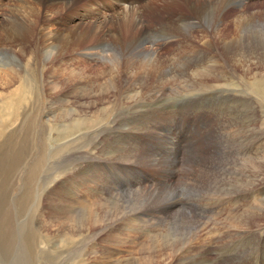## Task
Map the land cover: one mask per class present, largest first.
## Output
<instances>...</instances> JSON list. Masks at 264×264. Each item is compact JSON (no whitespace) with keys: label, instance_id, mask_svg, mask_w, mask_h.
Masks as SVG:
<instances>
[{"label":"rangeland","instance_id":"374dc122","mask_svg":"<svg viewBox=\"0 0 264 264\" xmlns=\"http://www.w3.org/2000/svg\"><path fill=\"white\" fill-rule=\"evenodd\" d=\"M172 1L176 0H161L155 12L146 14L145 32L159 27L154 17L167 21L187 12L169 7ZM254 1L256 8L229 11L227 27L218 40L211 30L203 35L196 30L189 41L160 50V40L152 48L146 45L149 52L159 50L155 59L144 54L124 59L115 52L116 57L105 60L102 56L103 63L99 58L89 66L70 61L46 65L47 58L38 52L42 39L32 38L20 61L16 48L0 44V264H179L181 259L180 264H264V164L253 160L264 157V64L260 63L264 58L258 57L260 49L257 54L249 51L244 41L232 45V59L221 57L225 46L236 39V25L256 10L255 24L264 17V7L258 5L264 1ZM5 4L0 5L1 22L9 16L10 6ZM105 14L102 19L108 17ZM121 38L128 41L124 35ZM203 42L210 43L212 50ZM199 48L209 58L224 59L219 81L198 84L175 79L187 70L188 60L198 61L187 58ZM7 63L15 65L12 71ZM199 65L207 69L206 74L212 72L211 62L200 61ZM88 80L90 84H85ZM70 116L80 118L72 117V122ZM192 128L198 133L206 130L200 136L203 160L210 156L212 143L214 162L223 164L224 175L229 170L220 183L218 175L212 176L210 191L204 189L209 183L203 179L207 174L202 165L196 163V167L185 160L186 149L198 139ZM72 139L80 141L78 146ZM205 149L207 157L203 156ZM139 203L147 213L137 208ZM132 204H136L134 210Z\"/></svg>","mask_w":264,"mask_h":264},{"label":"bare ground","instance_id":"6f19581e","mask_svg":"<svg viewBox=\"0 0 264 264\" xmlns=\"http://www.w3.org/2000/svg\"><path fill=\"white\" fill-rule=\"evenodd\" d=\"M4 1H7V5L9 4L10 10L8 12L9 16L6 17V20L4 22L0 21V44L3 46L4 43H7V46L10 48H16L20 52L19 59L16 58L14 55L13 58L15 57L16 60L18 59L19 61L24 59L26 56L28 44L30 45V40L32 38H39L42 39L41 47L38 52H41L43 54L44 58H47V63L46 65H52L55 63V61H67V62H72L74 65H82L84 64L87 65V63L95 62L97 59L102 60V63L104 62V57L106 56L105 60H109L111 57H116L115 52H118L121 54V57L124 59L128 58H133V57H140L143 54L150 55L154 59L159 56L158 51L164 47L171 46L174 44H177L181 42L182 40L184 41L185 39H188V37H191V34H194L193 31L199 30L202 33L204 31H209L211 30L213 37L220 39L221 36L220 33L225 30L227 27L226 24H228L225 16L229 13L231 9L234 10H240V9H245L247 6L256 8V3L254 0L253 4H248L243 0H222L220 3H217V0H176L168 3L169 7L172 8H177V9H186L187 12L184 14H179L176 13L174 17L171 19H168L167 21H161L157 18H153V22H158L160 23L157 24L159 27L157 30L153 29L152 31L145 32V29H143V18L146 16V14H150L151 12L154 11V9L159 6V3L161 0H0V5L5 4ZM165 2V0H162ZM249 1V0H248ZM264 1V0H262ZM178 3V4H177ZM5 4V5H6ZM180 4V5H179ZM182 4V5H181ZM258 4V3H257ZM259 6L264 7V4L260 3L258 4ZM262 9V8H261ZM253 10V9H251ZM3 11V10H2ZM164 11V9H163ZM255 11V10H253ZM264 11V10H263ZM114 14V16L111 15ZM155 12V11H154ZM108 16L107 18L102 19L101 15ZM110 13V14H108ZM120 14V15H117ZM250 14V13H249ZM116 15V16H115ZM263 15V14H262ZM248 16V15H247ZM259 17V14L257 13V10L255 11V15L248 17L246 20H243V22L239 23L236 25V39L232 43H228L225 48H224V55H221V57H229L232 59L234 54L231 52L232 50V45L235 43L244 41L246 43V48L249 49V51H252L257 54V50L260 49V52L258 53L259 55H262V58H264V17H262L257 24L254 22L257 21V18ZM106 19V20H105ZM164 20V19H163ZM240 20V19H239ZM156 25V26H157ZM225 25V26H224ZM249 30V31H248ZM137 32L138 34L136 36L133 35V32ZM124 35L128 37V41L125 43L124 40L121 38V36ZM203 35V34H202ZM100 37V38H98ZM204 38V37H203ZM202 39V37H201ZM111 40V43L107 42ZM156 40H160L161 44H158ZM40 41V40H39ZM189 41V39H188ZM259 41V42H258ZM35 42V41H34ZM155 42L158 45L157 51H147L146 45L148 47H153L155 45ZM185 42V41H184ZM219 42V41H218ZM190 43V42H189ZM205 44V42H203ZM260 43V44H258ZM182 44V43H181ZM180 44V45H181ZM220 44V43H219ZM38 45V44H37ZM162 45V47H161ZM238 45V44H237ZM206 48L211 51L212 50V45L210 43L205 44ZM8 47V48H9ZM237 47V46H236ZM115 49V50H114ZM12 50V49H11ZM31 51V50H30ZM29 51V52H30ZM207 51V50H206ZM33 52V51H32ZM232 53V54H231ZM227 54V55H226ZM68 55V56H67ZM107 55H109L107 57ZM242 55V54H241ZM36 56V55H35ZM149 56V57H150ZM251 56V55H250ZM148 57V58H149ZM215 57V58H214ZM214 57L209 58V54L205 52V50L202 48H199L195 51L193 56L191 58L187 59H192V58H197L198 61H191L189 66H187V70L183 72V74L178 75L175 79L178 81H185V83H188V81L195 82L198 84H205V83H211L215 82L219 79L218 77V72L219 70L225 66V64H222L221 62L224 61V59H220L214 55ZM249 57V56H248ZM121 58V59H122ZM257 58V57H256ZM261 58V59H262ZM33 59V58H32ZM138 59V58H137ZM145 59V58H144ZM152 59V58H151ZM241 59V58H240ZM239 59V60H240ZM250 59V58H249ZM253 59V58H252ZM259 59V60H261ZM17 60V61H18ZM113 60V59H112ZM139 60V59H138ZM117 61V60H116ZM200 61H205L206 63L209 61L212 63V66L210 67V70L212 72L210 74H206L207 69L204 67H201L202 65H199ZM238 61V60H237ZM243 61V60H242ZM241 61V62H242ZM247 61V60H246ZM27 62V61H26ZM150 62V60H149ZM157 62V61H156ZM71 63V64H72ZM153 64V62H151ZM155 63V62H154ZM227 63H229L227 61ZM236 63V62H235ZM247 63V62H246ZM263 63L264 62H260ZM8 64V63H7ZM20 64V63H19ZM28 64V63H27ZM70 64V65H71ZM249 64V63H248ZM12 63L10 65L8 64V70L12 71ZM32 65V64H31ZM73 65V66H74ZM113 67L117 66L115 64H112ZM115 65V66H114ZM26 66V65H25ZM130 66V64H129ZM145 66V65H144ZM143 66V67H144ZM248 66V65H247ZM60 67V66H59ZM81 67V68H82ZM257 67V66H256ZM74 68V67H73ZM80 68V67H79ZM78 68V69H79ZM80 68V69H81ZM116 68V67H115ZM114 68V69H115ZM118 68V66H117ZM79 69V70H80ZM113 69V70H114ZM245 69V68H244ZM252 69V68H251ZM77 70V69H75ZM168 70V69H167ZM246 70V69H245ZM253 70V69H252ZM259 70V69H258ZM261 70V69H260ZM17 71V70H16ZM78 71V70H77ZM153 71V70H152ZM117 72V71H116ZM121 72V71H120ZM190 72V73H189ZM248 72V71H247ZM14 75L17 73L14 72ZM76 73V72H75ZM84 73V72H83ZM87 73V72H85ZM130 74V73H129ZM133 74V73H132ZM149 74V73H148ZM146 75V74H145ZM144 75V77H145ZM262 75V73H261ZM81 76V75H79ZM163 76V75H162ZM77 77V76H76ZM83 77V76H82ZM133 77V76H132ZM135 77V76H134ZM133 77V78H134ZM151 77V76H150ZM149 77V78H150ZM157 77V76H156ZM155 77V79H156ZM13 78V77H12ZM32 78V77H31ZM89 78V77H88ZM131 78V77H130ZM148 78V75H147ZM167 78V77H166ZM222 78V77H221ZM220 78V79H221ZM26 79V78H25ZM44 79V78H43ZM83 79V78H82ZM151 79V78H150ZM30 80V79H29ZM80 80V79H79ZM85 80V78H84ZM133 80V79H132ZM149 80V79H148ZM32 81V80H31ZM82 81V80H81ZM219 81V80H218ZM80 82V81H79ZM83 82V81H82ZM85 82V81H84ZM149 82V81H148ZM151 82V80H150ZM169 82V80H168ZM177 82V81H176ZM264 82V81H263ZM32 83V82H31ZM130 83V82H129ZM160 83V82H159ZM77 84V81L76 83ZM85 84H90V81H86ZM134 84V83H133ZM155 84V83H154ZM161 84V83H160ZM262 84V82H261ZM110 85V84H109ZM138 85V84H137ZM150 85V84H149ZM157 85V84H156ZM259 85V83H258ZM24 86V85H22ZM32 86V85H30ZM52 86V85H51ZM81 86V85H80ZM144 86V85H143ZM25 87V86H24ZM142 87V86H141ZM140 87V88H141ZM145 87V86H144ZM144 87H142L144 89ZM151 87V86H150ZM51 88V87H50ZM54 88V85H53ZM139 88V86H138ZM138 88L136 90H138ZM25 89H28L25 87ZM86 90V87H82V90ZM99 89V88H98ZM115 89V88H114ZM113 89V90H114ZM221 89V88H220ZM263 89V88H262ZM31 90V89H30ZM56 90V89H55ZM79 90V89H78ZM81 90V91H82ZM147 90V89H146ZM150 89H148L149 91ZM153 90V89H152ZM216 90V89H214ZM24 91V90H23ZM54 91V90H53ZM204 91V90H203ZM217 91V90H216ZM219 91V90H218ZM90 92V91H89ZM88 92V93H89ZM83 93V92H82ZM91 93V92H90ZM102 93V92H101ZM109 93V92H108ZM107 93V94H108ZM147 93V91H146ZM84 94V93H83ZM138 94V92H137ZM136 94V95H137ZM76 95V94H75ZM78 95H80L78 93ZM96 95V94H95ZM22 96V95H21ZM27 96V95H25ZM69 96V95H68ZM146 96V95H145ZM156 97V96H155ZM164 97V96H163ZM21 98V97H20ZM153 98V97H152ZM151 98V100H152ZM154 99V98H153ZM155 100V99H154ZM158 100V99H157ZM56 101V100H55ZM153 101V100H152ZM27 102V101H25ZM24 102V103H25ZM157 102V101H156ZM13 103V102H12ZM15 103V102H14ZM22 103V102H21ZM75 103V102H74ZM91 103V102H90ZM9 104V103H7ZM68 104V103H67ZM93 104V103H92ZM160 104V103H159ZM68 107V106H67ZM101 107V106H100ZM110 107V106H109ZM150 107V106H148ZM162 107V106H161ZM159 107V108H161ZM75 108V107H74ZM102 108V107H101ZM108 108V107H107ZM67 109V108H66ZM105 109V108H104ZM167 109V108H166ZM73 110V109H72ZM152 110V109H151ZM165 110V109H164ZM163 110V111H164ZM59 111V110H58ZM66 111V110H65ZM77 111V110H76ZM83 111V110H82ZM102 111V110H101ZM71 112V111H69ZM95 112V111H94ZM97 112V111H96ZM104 112V111H103ZM65 113V112H64ZM74 113V112H73ZM80 113V112H79ZM163 113V112H162ZM161 113V114H162ZM50 114V113H49ZM72 114V112H71ZM84 114V113H83ZM101 114V113H99ZM104 113H102L103 115ZM106 114V113H105ZM152 114V113H151ZM155 114V113H154ZM53 115V114H52ZM66 115V113H65ZM107 115V114H106ZM229 115V114H228ZM237 115V114H236ZM91 116V115H90ZM95 116V115H93ZM99 116V115H98ZM108 116V115H107ZM155 116V115H154ZM46 117V116H45ZM71 118L73 116H70ZM87 117V116H86ZM101 117V116H100ZM106 117V116H105ZM104 117V118H105ZM162 116H158V118L161 119ZM166 117V116H165ZM164 117V118H165ZM232 117V116H231ZM74 118V117H73ZM71 119L72 122L74 118ZM85 118V117H84ZM82 118V119H84ZM157 118V117H155ZM93 119V118H91ZM106 119V118H105ZM149 119V118H148ZM52 120V119H51ZM50 120V121H51ZM97 120V119H96ZM159 120V119H158ZM157 120V121H158ZM237 120V119H236ZM246 120V119H245ZM244 120V121H245ZM46 121V120H45ZM100 120L99 122H101ZM146 121V120H145ZM154 121V120H153ZM163 121V119H162ZM166 121V120H165ZM247 121V120H246ZM257 121V120H256ZM62 122V121H61ZM75 122V121H74ZM204 122V121H203ZM206 122V120H205ZM52 123V122H51ZM55 123V122H54ZM63 123V122H62ZM71 123V122H70ZM77 123V122H76ZM96 123V121H95ZM102 123V122H101ZM156 123V122H155ZM174 123V122H173ZM246 123V122H245ZM65 124V123H64ZM93 124V123H92ZM97 124V123H96ZM104 124V123H103ZM167 124V123H165ZM58 125V124H57ZM100 125V124H99ZM137 125V124H136ZM141 125V124H139ZM161 125V124H160ZM171 125V124H170ZM203 125V123H201ZM237 125V124H236ZM258 125V124H257ZM56 126V125H55ZM63 126V125H61ZM93 126V125H92ZM95 126V125H94ZM164 126V125H162ZM169 126V125H165ZM172 126V125H171ZM244 126V123H243ZM248 126V125H247ZM246 126V127H247ZM255 126V125H254ZM68 127V126H67ZM66 127V129H67ZM139 127V126H138ZM174 127V125H173ZM56 128V127H55ZM70 128V127H69ZM72 128V127H71ZM77 128V127H76ZM82 128V126H81ZM94 128V127H93ZM137 128V127H136ZM162 128V127H161ZM196 128V127H195ZM192 128V133L196 134L198 133L197 129ZM198 128V127H197ZM216 128V127H214ZM227 128V127H226ZM238 128V127H237ZM244 128V127H243ZM250 128V127H249ZM248 128V129H249ZM256 128V127H255ZM48 130L50 128H47ZM60 129V128H59ZM90 129V128H89ZM132 128H130L131 130ZM134 129V128H133ZM182 129V128H181ZM242 129V128H241ZM246 129V128H245ZM251 129V128H250ZM257 129V128H256ZM58 130V129H57ZM73 129H71L72 131ZM84 130V129H83ZM92 130V129H91ZM129 130V129H128ZM126 130V131H128ZM139 130V129H138ZM169 130V129H168ZM208 130V129H207ZM216 130V129H215ZM214 130V131H215ZM247 130V129H246ZM259 130V128H258ZM257 130V131H258ZM52 131V130H51ZM94 131V130H93ZM92 131V132H93ZM132 131V130H131ZM165 131V130H164ZM206 130L202 131V129L199 130L198 133V139L195 141H192L190 143V147H188L184 153V156L186 157L185 160L186 162L190 164H194L196 166V163L198 166L202 165L204 171H206V177L205 181L207 180L208 183L212 179V176L216 178L218 175V183H220L223 180L224 176H227V172L225 173V169L223 164L221 162H214V156L213 154V147L211 148L212 143L208 146V152L209 155L208 158L204 159L201 157V150H204L200 148V136H204V133ZM213 131V129H212ZM218 131V130H217ZM243 131V130H242ZM53 132V131H52ZM51 132V133H52ZM81 132V131H80ZM79 132V133H80ZM85 132V131H84ZM90 132V131H88ZM130 132V131H128ZM127 132V133H128ZM133 132V131H132ZM135 132V131H134ZM133 132V133H134ZM167 132V131H166ZM236 132V131H235ZM62 133V131H61ZM132 133V134H133ZM139 133V132H138ZM137 133V134H138ZM170 133V132H169ZM214 133V132H213ZM219 133V132H218ZM237 133V132H236ZM235 133V134H236ZM239 133V129H238ZM63 134V133H62ZM75 134V133H74ZM92 134V133H91ZM124 134V133H123ZM186 134V132H185ZM240 134V133H239ZM248 134V133H247ZM246 134V136H247ZM82 135V134H81ZM135 135V134H134ZM139 135V134H138ZM234 135V134H233ZM250 135V134H249ZM248 135V137H249ZM256 135V134H255ZM80 136V135H79ZM83 136H85L83 134ZM82 136V137H83ZM91 136V135H90ZM99 136V135H97ZM183 131L181 137L183 138ZM235 136V135H234ZM240 136V135H239ZM238 136V137H239ZM245 136V134H244ZM67 137V135H66ZM81 137V136H80ZM167 137V136H165ZM99 138V137H98ZM97 138V139H98ZM103 138V137H102ZM114 138V137H113ZM170 138V137H169ZM208 138V137H207ZM206 138V139H207ZM232 138V136H231ZM82 139V138H81ZM127 139V138H126ZM167 139V138H166ZM205 139V138H203ZM217 139V136H216ZM249 139V138H248ZM250 139L251 136H250ZM57 140V139H56ZM59 140V139H58ZM57 140V141H58ZM73 140V139H72ZM103 140V139H102ZM111 140V139H110ZM130 140V139H129ZM67 141V140H66ZM90 145H91V140ZM248 141V140H247ZM253 139L251 140V142ZM263 141V140H262ZM73 142L77 143L78 141ZM80 142V141H79ZM78 142V143H79ZM84 142V141H83ZM109 142V141H108ZM107 142V144H108ZM166 142V141H165ZM210 142V141H209ZM254 142V141H253ZM258 142V141H257ZM264 142V141H263ZM262 142V143H263ZM62 143V142H61ZM77 143V146H78ZM86 143V142H85ZM83 143V144H85ZM110 143V142H109ZM164 143V142H163ZM206 143V142H205ZM259 143V142H258ZM87 144V143H86ZM104 144V143H103ZM218 144V143H217ZM250 144V143H249ZM252 144V143H251ZM256 144V143H255ZM82 145V143H81ZM89 145V144H88ZM123 145V144H122ZM133 145V144H132ZM160 145V144H159ZM174 145V144H173ZM188 145V144H187ZM216 145V144H215ZM74 146V145H73ZM136 146V145H135ZM214 146V145H213ZM242 146V145H241ZM61 147V146H60ZM59 147V148H60ZM92 147V146H91ZM116 147V146H115ZM219 147V146H218ZM253 147V146H252ZM255 147V146H254ZM257 147V146H256ZM74 150L75 146L73 147ZM82 148V147H81ZM87 148V146H86ZM103 148V147H102ZM135 148V147H134ZM167 148V147H166ZM249 148V147H248ZM262 147H260L261 149ZM65 149V148H64ZM119 149V148H118ZM218 149V148H217ZM82 151L81 149H78ZM77 150V151H78ZM102 150V149H101ZM104 150V149H103ZM123 150V149H122ZM173 150V149H172ZM206 150V149H205ZM219 150V149H218ZM255 150V149H254ZM263 150V148H262ZM73 151V149H72ZM71 151V152H72ZM91 151V150H90ZM107 151V150H106ZM110 151V150H109ZM158 151V150H157ZM241 151V150H240ZM76 152V151H75ZM74 151L72 152L73 154L75 153ZM83 152V151H82ZM92 152V151H91ZM119 152V151H118ZM162 152V151H161ZM172 152V151H171ZM178 152V151H177ZM215 152V150H214ZM258 152V151H256ZM80 153V152H79ZM101 153H103L101 151ZM106 153V152H105ZM117 153V152H115ZM113 153V155L115 154ZM121 153V152H120ZM119 153V154H120ZM132 153V152H131ZM136 153V152H135ZM164 153V152H163ZM170 153V152H168ZM258 152L257 154H259ZM91 154V153H89ZM93 154V152H92ZM91 154V155H92ZM112 154V153H111ZM144 154V153H143ZM151 154V153H150ZM171 154V153H170ZM188 154H190L188 156ZM207 154V150L204 152L205 156ZM220 154V153H219ZM223 154V153H221ZM240 154V153H239ZM250 154V153H249ZM79 155V154H78ZM105 155V154H104ZM133 155V154H132ZM135 155H138L137 153ZM155 155V154H154ZM176 155V154H175ZM241 155V154H240ZM243 155V154H242ZM253 155V154H252ZM252 155H249L250 157ZM119 156V155H118ZM121 156V154H120ZM128 156V154H127ZM143 156V155H142ZM163 156V155H162ZM219 156V155H218ZM246 156V155H245ZM254 156V155H253ZM80 156H78V159ZM108 157V156H107ZM133 158L132 156H130ZM145 158V156H143ZM161 157V156H160ZM175 157V156H174ZM200 158L198 161L195 162V158ZM207 157V155H206ZM244 157V156H243ZM247 157V156H246ZM245 157V159H246ZM123 158V157H122ZM130 158V159H131ZM137 158V157H136ZM139 158V157H138ZM172 158V157H171ZM255 158V157H254ZM256 162H262L264 164V157L261 155H258L256 159H254ZM82 159V158H81ZM88 159V158H87ZM109 159V158H108ZM127 159V158H126ZM125 159V160H126ZM129 159V158H128ZM158 159V158H157ZM84 160V159H83ZM82 160V161H83ZM134 160V159H133ZM132 160V161H133ZM139 160V159H138ZM127 161V160H126ZM130 161V160H129ZM137 161V160H134ZM153 161V160H152ZM155 161V160H154ZM153 161V162H154ZM219 161V160H218ZM244 162V160L242 159ZM123 162V161H122ZM140 162V161H139ZM157 162V161H156ZM174 162V161H173ZM109 163V162H108ZM137 163V162H136ZM144 163V162H143ZM148 163V162H147ZM161 163V162H160ZM224 163V162H223ZM249 163V162H248ZM77 164V163H76ZM150 164V163H148ZM164 164V163H163ZM174 164V163H173ZM171 164V165H173ZM184 164V163H183ZM226 164V163H225ZM243 164V163H241ZM129 165V164H128ZM132 165V164H131ZM130 165V166H131ZM145 165V164H144ZM170 165V166H171ZM146 166V165H145ZM156 166V165H155ZM169 166V167H170ZM244 166V165H243ZM75 167V166H74ZM175 167V166H174ZM187 167V166H186ZM197 167V166H196ZM154 168V167H153ZM162 168V167H161ZM167 168V167H166ZM199 168V167H198ZM253 168V167H252ZM159 169V168H158ZM170 169V168H169ZM172 169V168H171ZM74 170V169H73ZM76 170V169H75ZM162 170V169H161ZM174 170V169H173ZM77 171V170H76ZM165 171V170H164ZM203 171V170H202ZM201 171V172H202ZM218 171V172H217ZM217 172V173H216ZM253 172V169L252 171ZM255 172V171H254ZM78 171V175H79ZM169 173V172H168ZM184 173V172H183ZM138 174V173H137ZM255 174V173H254ZM229 175V174H228ZM260 175V174H259ZM262 175V174H261ZM171 176V175H170ZM209 176H211L210 179H207ZM223 176V177H222ZM235 176V175H233ZM254 176V175H253ZM258 176V175H257ZM77 178V177H76ZM171 178V177H170ZM255 178V176H254ZM261 178V177H260ZM79 179V178H78ZM264 179V178H263ZM256 180V179H255ZM55 181V180H54ZM85 181V180H84ZM213 181V180H212ZM254 181V180H253ZM137 182V181H136ZM168 182V181H166ZM199 182V181H198ZM202 182V181H201ZM204 182V181H203ZM45 183V182H44ZM200 183V182H199ZM214 183V182H213ZM252 183V182H251ZM204 184V183H203ZM253 184V183H252ZM210 185V183L208 184ZM204 187L205 190L210 191L212 190L210 186ZM61 186V185H60ZM175 186V185H174ZM91 187V186H90ZM198 187V186H197ZM216 188V187H215ZM231 188V187H230ZM233 188V187H232ZM190 189V188H189ZM234 189V188H233ZM169 190V188H168ZM219 190V189H218ZM232 191V189H231ZM75 192V190H74ZM135 192V191H134ZM146 192V191H145ZM142 192L139 193V195ZM147 193V192H146ZM160 193V192H159ZM149 194V193H148ZM156 194V193H155ZM171 194V192H170ZM111 195V194H110ZM157 195V194H156ZM159 195V194H158ZM166 195V194H165ZM172 195V194H171ZM114 196V195H112ZM142 196V194H141ZM106 197V196H105ZM153 197H156L155 195ZM162 197V196H161ZM146 198V197H145ZM159 198V197H158ZM165 198V197H164ZM47 199V198H46ZM66 199V198H65ZM74 199V198H73ZM112 200V198H110ZM148 199L149 196H148ZM147 199V200H148ZM106 200V199H105ZM115 200V199H114ZM146 200V201H147ZM154 200V199H151ZM160 200V199H159ZM163 200V199H162ZM161 200V201H162ZM52 201V200H50ZM86 201V200H85ZM108 201V200H107ZM160 201V202H161ZM167 201V200H166ZM88 201L85 203L87 204ZM103 202V201H101ZM109 202V201H108ZM129 202V201H128ZM142 202V201H141ZM154 202V201H153ZM152 202V203H153ZM157 202V201H156ZM164 202V200H163ZM82 203L79 202L78 205ZM93 204L95 202H92ZM91 203V204H92ZM97 203V202H96ZM104 203V202H103ZM119 203V202H118ZM121 203V202H120ZM123 203V202H122ZM143 203V202H142ZM158 203V202H157ZM166 203V202H164ZM163 203V204H164ZM61 204V203H60ZM75 204V203H74ZM101 204V203H99ZM109 204V203H105ZM116 204V203H115ZM127 204V203H125ZM148 204V203H147ZM156 204V203H155ZM160 203V205H163ZM212 204V203H211ZM68 205V204H67ZM84 205V204H83ZM97 205V204H95ZM111 205V204H109ZM114 205V204H113ZM112 205V206H113ZM117 205V204H116ZM119 205V204H118ZM130 205V204H129ZM133 206L136 204H132ZM144 205V204H142ZM157 205V204H156ZM159 205V203H158ZM174 205V204H173ZM172 205V207H173ZM82 206V205H81ZM85 206V205H84ZM106 206V205H105ZM122 206L126 207L124 204ZM120 206V207H122ZM139 205H137V208ZM147 206V205H146ZM144 206V207H146ZM155 207V205H152V207ZM171 206V203H170ZM79 207V206H78ZM93 207V206H92ZM98 207V205H97ZM101 207V206H100ZM118 207V206H117ZM235 207V206H233ZM75 208V207H74ZM84 208V207H83ZM106 208V207H105ZM112 210V207H109ZM127 208V207H126ZM130 208H135L130 207ZM142 209L143 207H139L138 209ZM147 208V207H146ZM156 208V207H155ZM161 208V207H160ZM159 208V209H160ZM170 208V207H169ZM168 208V209H169ZM180 208V206H179ZM87 209V208H86ZM116 209V208H113ZM119 209V208H118ZM124 210V208H122ZM140 209V210H141ZM148 209V208H147ZM154 209V208H151ZM162 209V208H161ZM173 209V208H172ZM178 209V208H176ZM79 210V209H77ZM89 210V209H88ZM94 210V207H93ZM117 210V209H116ZM141 210V211H142ZM150 210V209H149ZM163 210V209H162ZM58 211V210H57ZM56 211V212H57ZM60 211V210H59ZM65 211V210H64ZM68 211V210H67ZM80 211H83L82 209ZM79 211V212H80ZM87 211V210H85ZM103 211V210H102ZM106 211V210H105ZM139 211V210H138ZM145 211V210H143ZM142 211V212H143ZM156 211V209H155ZM158 211V210H157ZM160 211V210H159ZM170 211V210H169ZM173 211V210H172ZM171 211V212H172ZM178 211V210H177ZM261 211V210H260ZM77 212V211H76ZM98 212V209H97ZM108 212V211H107ZM110 212V211H109ZM108 212V213H109ZM122 212V211H121ZM124 212V211H123ZM136 212V211H135ZM146 212V211H145ZM161 212V211H160ZM163 212V211H162ZM166 212V211H165ZM164 212V213H165ZM174 212V211H173ZM235 212V211H234ZM60 213V212H59ZM104 212V214L108 215ZM114 213V212H113ZM113 213L111 212V215L113 216ZM147 213V212H146ZM163 213V214H164ZM242 213V212H241ZM123 214V213H122ZM145 214V213H143ZM159 214V213H158ZM172 214V213H170ZM176 214V213H175ZM258 214V213H257ZM260 214V213H259ZM81 215V213H80ZM89 215V214H88ZM87 215V216H88ZM102 215V214H101ZM110 215V214H109ZM156 215V213H155ZM161 215V214H159ZM86 216V215H84ZM105 216V215H104ZM111 216V217H112ZM144 216V215H143ZM142 216V217H143ZM176 215L173 214L172 217ZM100 217V215L98 216ZM117 217V216H116ZM141 217V216H140ZM114 218V216H113ZM120 218V217H119ZM183 218V217H182ZM105 219V218H104ZM142 220V218H140ZM139 219V221H141ZM172 219V218H170ZM101 220V219H100ZM106 220V219H105ZM108 220V219H107ZM110 220V219H109ZM108 220V221H109ZM113 220V219H112ZM117 220V219H115ZM125 220V219H124ZM81 221V220H80ZM99 221V220H98ZM145 221V220H144ZM147 221V220H146ZM145 221V222H146ZM96 222V221H95ZM106 222V221H105ZM110 222V221H109ZM113 222V221H112ZM116 222V221H115ZM123 222V220H122ZM135 222V221H134ZM158 222V221H157ZM85 223V222H84ZM103 223V222H102ZM111 223V222H110ZM118 223V222H117ZM149 223V222H148ZM161 223V222H160ZM83 224V223H82ZM94 224V223H93ZM112 224V223H111ZM126 224V223H124ZM123 224V225H124ZM154 224V222H153ZM79 225V224H78ZM109 225V224H108ZM115 226V224L113 223ZM121 225V223H120ZM119 225V226H120ZM151 225V224H150ZM156 225V224H155ZM161 225V224H160ZM186 225V224H185ZM118 226V225H117ZM118 226V227H119ZM170 226V225H169ZM168 226V227H169ZM110 229V226L107 227ZM113 228V227H112ZM111 228V229H112ZM188 228V227H187ZM89 230V229H88ZM105 230V229H102ZM194 230V229H193ZM101 231V230H100ZM168 232V231H167ZM146 233V232H145ZM242 233V232H241ZM168 235V234H167ZM196 234H194L195 236ZM169 236V235H168ZM164 237V236H163ZM76 240V239H75ZM186 244V243H185ZM177 245V244H176ZM184 246V245H183ZM187 248V247H186ZM188 249V248H187ZM185 250V249H184ZM183 250V251H184ZM191 251V250H190ZM181 253H183L181 251ZM190 253V252H189ZM195 255V254H194ZM178 255V258H183L182 256ZM186 256V255H184ZM188 256V255H187ZM127 257V256H126ZM129 257V256H128ZM191 257V256H190ZM186 259L188 257H185ZM194 258V257H192ZM203 258V257H202ZM205 258V257H204ZM127 259V258H126ZM189 259V258H188ZM187 259V260H188ZM183 260V259H181ZM180 260V261H181ZM190 260V259H189ZM207 260V259H204ZM179 259L177 260L178 263ZM179 261V264L181 263ZM195 261V260H193ZM208 261V260H207ZM134 262V261H133ZM201 262V261H200ZM203 262V261H202ZM133 264V263H132ZM186 264V263H185Z\"/></svg>","mask_w":264,"mask_h":264}]
</instances>
